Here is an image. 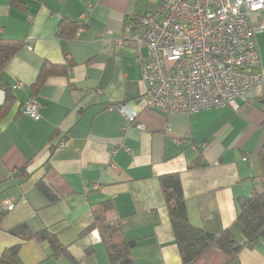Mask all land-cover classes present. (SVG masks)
Instances as JSON below:
<instances>
[{
    "label": "crops",
    "instance_id": "crops-1",
    "mask_svg": "<svg viewBox=\"0 0 264 264\" xmlns=\"http://www.w3.org/2000/svg\"><path fill=\"white\" fill-rule=\"evenodd\" d=\"M10 2L0 0V38L23 46L0 72V107L7 94L11 98L0 115V200L14 202L0 223V255L19 245L22 264H72L50 257L47 241L8 232L26 223L33 232L55 233L81 264H110L99 232L82 233L92 222L91 206L110 200L125 237L135 242V264H181L158 181L169 172L180 175L193 226L230 228L240 201L263 188L264 30L255 35L260 85L221 108L165 113L143 104L140 62L129 43L138 18L154 2L22 0L23 9ZM62 20L77 26L63 30ZM45 63L62 65L67 73L50 75L33 90ZM29 97L40 104L38 120L21 112ZM120 103L137 113L144 131L112 108ZM195 161L200 165L189 168ZM23 166L27 176L17 180L13 176ZM39 181L54 201L41 192ZM193 264H264V237L242 247L235 262L212 249Z\"/></svg>",
    "mask_w": 264,
    "mask_h": 264
},
{
    "label": "built area",
    "instance_id": "built-area-1",
    "mask_svg": "<svg viewBox=\"0 0 264 264\" xmlns=\"http://www.w3.org/2000/svg\"><path fill=\"white\" fill-rule=\"evenodd\" d=\"M151 1L155 6L138 18V32L129 37L146 107L189 115L224 107L263 82L255 35L264 30V0ZM112 108L145 130L128 103ZM21 112L38 120L40 104L29 97ZM13 207L11 199L0 200V209Z\"/></svg>",
    "mask_w": 264,
    "mask_h": 264
},
{
    "label": "trees",
    "instance_id": "trees-1",
    "mask_svg": "<svg viewBox=\"0 0 264 264\" xmlns=\"http://www.w3.org/2000/svg\"><path fill=\"white\" fill-rule=\"evenodd\" d=\"M10 5L20 9L24 8L22 0H11ZM61 24L63 30L66 29L69 32H72L77 26V22L63 20ZM22 46L23 43L20 40L0 38V72ZM66 73V67L62 65L45 63L39 70L32 84V89L36 90L50 75H64ZM10 100L11 98L7 94L4 104L0 107V115L7 111ZM259 162L261 167L259 178L262 180V191L253 193L240 201L236 221L230 228L223 229L220 232L196 227L189 222L178 172L159 175V186L181 264H193L212 249L220 250L228 257L229 262H235L242 247L264 237V143L259 151ZM199 163V161L192 162L189 168L197 167L200 165ZM26 176V166H23L15 172L13 177L18 180L24 179ZM37 186L48 199L51 201L56 199L42 181H39ZM91 211L92 222L82 230V233L86 234L93 229L99 232L101 243L110 264H135L132 257L135 242L125 237L112 201L106 200L92 205ZM8 212V210L0 209V223ZM8 232L23 240L47 241L51 250L50 257L62 256L72 264H81L79 260L72 256L68 247L58 241L55 233L47 229L33 232L26 223H20L9 228ZM241 237H244L245 240L241 241ZM18 251L19 245L4 248L0 255V264H22ZM86 253L90 255L92 248H88Z\"/></svg>",
    "mask_w": 264,
    "mask_h": 264
}]
</instances>
